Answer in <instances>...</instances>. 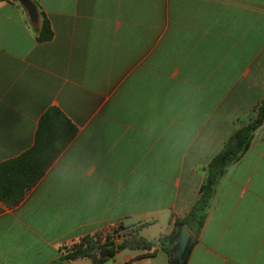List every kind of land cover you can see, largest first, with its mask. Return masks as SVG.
Instances as JSON below:
<instances>
[{
  "label": "crops",
  "instance_id": "crops-1",
  "mask_svg": "<svg viewBox=\"0 0 264 264\" xmlns=\"http://www.w3.org/2000/svg\"><path fill=\"white\" fill-rule=\"evenodd\" d=\"M37 1L52 40L0 0V165L28 151L48 164L20 203L0 200V264H92L56 261L119 226L153 244L111 264H170L160 240L264 99V0ZM187 264H264V123Z\"/></svg>",
  "mask_w": 264,
  "mask_h": 264
},
{
  "label": "trees",
  "instance_id": "trees-1",
  "mask_svg": "<svg viewBox=\"0 0 264 264\" xmlns=\"http://www.w3.org/2000/svg\"><path fill=\"white\" fill-rule=\"evenodd\" d=\"M32 1L38 10V26L35 27L37 40L40 42L52 40L54 31L50 19L40 9L39 1ZM256 111L255 120L235 131L204 168L205 178L201 183L199 198L186 215L175 220L177 227L184 224L193 233L196 240L203 230L222 180L228 171L242 159L252 144L256 129L264 123V99L259 102ZM32 152L28 151L20 157L0 165V200L9 206L20 203L46 171L48 164L42 163ZM176 233L177 231L174 235ZM101 235V233L94 236L86 235L75 243L62 245V255L56 263L87 257L92 260V264H103L120 249H147L153 244L140 236L136 227L119 226L107 236V240L102 244L99 241L102 238ZM116 236L124 237L121 241L116 242L113 240ZM170 238L160 240L162 248L169 256ZM196 240L191 243L184 264H187ZM97 247L99 248L98 253L94 252Z\"/></svg>",
  "mask_w": 264,
  "mask_h": 264
},
{
  "label": "water",
  "instance_id": "water-1",
  "mask_svg": "<svg viewBox=\"0 0 264 264\" xmlns=\"http://www.w3.org/2000/svg\"><path fill=\"white\" fill-rule=\"evenodd\" d=\"M15 1H19L28 10L32 22H38V10L32 0ZM195 240L193 233L184 224L179 225L177 233L170 240V264H184L186 253ZM94 252L98 253L99 248Z\"/></svg>",
  "mask_w": 264,
  "mask_h": 264
},
{
  "label": "built area",
  "instance_id": "built-area-1",
  "mask_svg": "<svg viewBox=\"0 0 264 264\" xmlns=\"http://www.w3.org/2000/svg\"><path fill=\"white\" fill-rule=\"evenodd\" d=\"M109 234H111V233H107V234L103 235V237L101 238L102 239V243H104L107 240V236ZM123 234H124V232H123ZM123 237L124 236H116L115 239H113V240H115L116 242H118V241H121Z\"/></svg>",
  "mask_w": 264,
  "mask_h": 264
},
{
  "label": "rangeland",
  "instance_id": "rangeland-1",
  "mask_svg": "<svg viewBox=\"0 0 264 264\" xmlns=\"http://www.w3.org/2000/svg\"><path fill=\"white\" fill-rule=\"evenodd\" d=\"M99 241H100V243L102 244V239H100ZM111 263H112V259H111V260L109 259V260H108L107 262H105V263L103 262V264H111Z\"/></svg>",
  "mask_w": 264,
  "mask_h": 264
}]
</instances>
